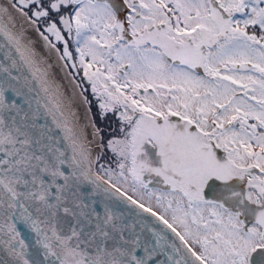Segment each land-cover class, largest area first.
<instances>
[{"label": "snow or ice", "instance_id": "snow-or-ice-1", "mask_svg": "<svg viewBox=\"0 0 264 264\" xmlns=\"http://www.w3.org/2000/svg\"><path fill=\"white\" fill-rule=\"evenodd\" d=\"M0 264H264V0H0Z\"/></svg>", "mask_w": 264, "mask_h": 264}]
</instances>
